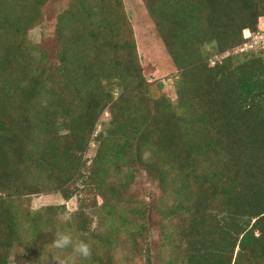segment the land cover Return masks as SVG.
Segmentation results:
<instances>
[{
	"label": "trees",
	"instance_id": "obj_1",
	"mask_svg": "<svg viewBox=\"0 0 264 264\" xmlns=\"http://www.w3.org/2000/svg\"><path fill=\"white\" fill-rule=\"evenodd\" d=\"M50 1L0 0V264H47L59 208L25 204L47 192L94 195L97 231L86 201L74 217L84 264H121L120 244L125 264H264V50L237 52L264 0H143L176 101L152 94L124 0H68L34 43Z\"/></svg>",
	"mask_w": 264,
	"mask_h": 264
},
{
	"label": "rangeland",
	"instance_id": "obj_2",
	"mask_svg": "<svg viewBox=\"0 0 264 264\" xmlns=\"http://www.w3.org/2000/svg\"><path fill=\"white\" fill-rule=\"evenodd\" d=\"M68 3V0H51L48 7L44 10L45 24L30 33V39L34 43H41L47 40L50 44L54 37V20L56 16L63 10ZM125 10L127 16L132 24L134 34L137 41L138 53L140 63L143 69L145 79L151 85V91L155 98H160L166 95L172 101L177 100V93L175 89V81L178 79L179 71L175 67L161 37L159 36L155 25L148 14L146 5L143 0H124ZM48 18V23H47ZM260 26L264 29V18L260 22ZM259 26V27H260ZM263 49L255 50L254 52ZM108 112L103 114L97 126V133L101 131L104 122L108 121ZM97 147L94 142H91L90 148L84 155V161L90 166L96 157ZM133 192L142 196H147V199L153 201L156 199L160 192L151 185L145 178H139L133 187ZM150 196H153L152 198ZM94 195L90 193H79L70 201H66L64 197L58 192H47L38 196H33L31 203H25L27 208L32 210H42L47 207H57L58 215L54 223L62 234L70 235L73 239V245L65 249L52 248L53 254L46 260L47 264H84V258L79 257L74 252V247L80 242L74 224V217L79 210L82 201H86V213L90 218L95 219L93 230L97 227L96 219L99 217L100 207L94 202ZM151 198V199H150ZM101 203V200L98 202ZM44 225L47 228V221L44 220ZM152 239L155 244L154 255L159 251L158 240L159 234L154 229L152 231ZM124 241V238H123ZM91 247V243H88ZM129 244L121 245L114 252L115 258L122 261L121 264L128 263L126 257L129 255ZM168 252V251H166ZM139 253V252H138ZM166 253L165 255H167ZM139 255V257H138ZM133 259V258H132ZM133 264H146L144 254H137ZM155 264H160L155 261Z\"/></svg>",
	"mask_w": 264,
	"mask_h": 264
},
{
	"label": "clouds",
	"instance_id": "obj_3",
	"mask_svg": "<svg viewBox=\"0 0 264 264\" xmlns=\"http://www.w3.org/2000/svg\"><path fill=\"white\" fill-rule=\"evenodd\" d=\"M73 245V239L70 235L67 234H57V237L54 241V247L57 249H65ZM74 252L84 259H87L91 256V247L88 243L80 241L78 245L74 247Z\"/></svg>",
	"mask_w": 264,
	"mask_h": 264
},
{
	"label": "built area",
	"instance_id": "obj_4",
	"mask_svg": "<svg viewBox=\"0 0 264 264\" xmlns=\"http://www.w3.org/2000/svg\"><path fill=\"white\" fill-rule=\"evenodd\" d=\"M244 38L246 42L237 49V52L243 53L247 51L264 50V29L259 27L258 32L253 33L249 30L245 31Z\"/></svg>",
	"mask_w": 264,
	"mask_h": 264
}]
</instances>
